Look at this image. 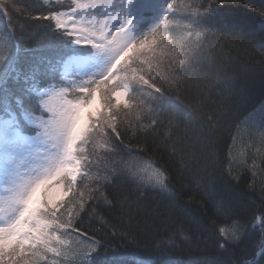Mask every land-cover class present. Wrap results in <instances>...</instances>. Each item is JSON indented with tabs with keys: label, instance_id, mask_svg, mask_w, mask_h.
Masks as SVG:
<instances>
[{
	"label": "trees",
	"instance_id": "obj_1",
	"mask_svg": "<svg viewBox=\"0 0 264 264\" xmlns=\"http://www.w3.org/2000/svg\"><path fill=\"white\" fill-rule=\"evenodd\" d=\"M146 1L127 28L131 40L142 39L167 15L172 30L160 35L175 41L189 32L192 39L199 34L197 46L188 43L193 50L185 52L186 62L176 70V88L170 94L147 97L138 85L128 89L125 99L131 107L124 109L122 101L116 116L119 156L109 157L113 145L99 137L95 145H81L82 155L93 163L82 166L75 187L84 195L85 210L94 206L93 211L81 212L82 221L77 217L71 226L56 230L60 250L72 251L71 240L79 249L74 257L48 253L37 264H87L83 249L90 247L89 239L102 245L93 264H244L264 245V132L244 133L252 119L246 121L247 114L258 106L254 116L264 113V0H171L175 10L168 9L170 0ZM157 1L160 16L153 22ZM77 5L75 0H0V10L6 13L0 14V57L8 55L16 62L10 87L17 99H22L21 90H31L33 73L44 67L52 76L47 84L56 91L67 89L65 99L72 102L85 95L78 87L99 80L111 68L114 60L105 55L93 68L79 67L76 61L95 58L98 49L77 43V36H68L55 28L54 20L43 18L70 13ZM9 31L14 37L7 44ZM216 78L234 87L230 98L236 108L223 126L218 119L220 97L207 87ZM109 87L111 83L101 85V91ZM140 96L149 113L137 120ZM153 114L164 122L153 124L148 116ZM4 124L18 130L0 106V128ZM5 152L0 149V158ZM155 172L165 177L166 190L153 182ZM100 176L108 177L103 197L90 200L87 190L96 187ZM173 193H178V202ZM57 215L70 219L63 208ZM238 225L243 227L237 230ZM221 228L229 234H222Z\"/></svg>",
	"mask_w": 264,
	"mask_h": 264
},
{
	"label": "snow or ice",
	"instance_id": "obj_2",
	"mask_svg": "<svg viewBox=\"0 0 264 264\" xmlns=\"http://www.w3.org/2000/svg\"><path fill=\"white\" fill-rule=\"evenodd\" d=\"M100 3L92 0L87 5H77L70 13L54 12L43 18L54 20L56 29H62L65 34L71 36V32L76 30L74 27L76 21L73 19L75 13L94 8ZM167 7L169 10H175L171 0ZM0 14L6 15L2 10ZM63 16H67V20L61 19ZM114 19L115 17H108L106 21L111 22ZM69 23L73 25L72 29H69ZM97 23L100 24L98 29ZM90 28L98 31L99 36L95 31L86 30L75 41L90 43L100 50H110L114 54V62L102 78L78 87V91L85 95L76 102L65 99L67 89L56 91L53 85L47 84L52 76L46 67L41 68L38 73H33L31 90L27 92L21 90L22 99H17V91L10 87V82L16 77V62L10 61L8 55L0 57V106L4 114L18 125V130L14 131L11 141L5 142L0 139V149L6 148L10 154L27 149L36 161L35 168L38 172L27 179H13L8 208L0 207V212L13 214L9 222L0 224V264H37L38 261L45 260L48 253H53L57 257L61 255L59 248L61 242L56 236V230L71 226L77 217L82 221L80 213L86 211L84 195L77 192L75 185L82 166L90 167L93 162L82 155L81 145L89 141L95 145L96 138L99 137L105 144L113 145L109 157L119 156L120 150L117 148L116 139L121 133L118 131L116 116L122 101L124 109L131 107L125 99L128 89L138 85L147 97L157 93L170 94L176 88L178 79L176 70L186 62L182 59L185 52L190 54L193 50L187 48L188 43L191 41L195 47L199 41V34L197 39H192L191 32L181 35L175 41L160 35L164 31L172 30L167 15L147 35L135 41L128 36L127 25L116 29L114 35L111 31H106L108 28L106 22H91ZM13 37L14 33L11 31L5 33V42L8 44ZM7 51L10 54L11 48ZM35 80L40 81L39 85ZM109 83L111 87L102 92L101 85ZM121 86L124 90L117 91L116 89ZM207 87L209 92L215 90L220 97L218 119L223 126L236 108L230 98V89L234 91V87L230 81L220 78H216ZM146 105L148 104L145 99L140 96L137 103V120L141 119V114L149 113V107ZM258 109L260 106L249 112L246 121L252 118V122L264 132V113L254 116ZM148 116L153 124L164 122L157 115ZM173 121L174 116L167 120L169 124ZM24 122L32 127L27 128ZM123 125L124 121H121V126ZM127 131L128 129L124 128V134H127ZM28 132L34 134H26ZM81 179L83 180V177ZM104 182H108L107 176L97 177L96 187L87 190L88 199L99 201L103 197ZM153 182L160 189L166 190V179L162 173L155 172ZM206 191L212 196V190ZM69 193L72 195L69 196ZM172 196L178 202V193H173ZM64 197H69L67 202H63ZM73 206L75 211H72ZM93 207L90 206L86 214L91 213ZM62 208L70 213L68 221H63L57 215ZM240 227L243 226L238 225L237 230ZM220 232L228 235L229 229L221 228ZM235 235V231L231 232L233 238ZM87 243L90 247L83 249L84 258L87 264H93L94 253L102 245L91 239ZM223 246L222 244L221 247ZM260 255L262 257L260 261L253 259L244 264H264V245L261 247ZM233 264L241 262L234 261Z\"/></svg>",
	"mask_w": 264,
	"mask_h": 264
},
{
	"label": "rangeland",
	"instance_id": "obj_3",
	"mask_svg": "<svg viewBox=\"0 0 264 264\" xmlns=\"http://www.w3.org/2000/svg\"><path fill=\"white\" fill-rule=\"evenodd\" d=\"M79 5H87L92 2V0H75ZM102 2V3H100ZM97 4L94 8H90L83 11H78L75 13L73 19L76 21L74 27L75 31L71 34L80 37L85 33V31H95V29L90 28V23L94 21L106 22L108 23V28L106 31H111L113 35L115 30L121 26L130 25L134 20L136 12H141L146 4V0H97ZM153 17L152 21L155 22L160 16V4L157 1L152 8ZM108 17H115L111 22L106 21ZM61 19L67 20V16L61 17ZM130 21V23H129ZM69 29L73 28L71 23L68 24ZM100 27V24H96V29ZM95 34L99 36V32L95 31ZM110 38V37H109ZM86 42L80 43L83 44ZM98 49V48H97ZM102 55H105L110 61L114 60V54L110 50H100L98 49L96 57L90 58L89 61L78 60L76 63L79 67L83 65L93 68L99 63V59ZM55 102V101H54ZM14 129H12L8 124H4L0 128V139L5 142L11 141L13 139ZM245 134H256L260 133L259 127L256 123L252 122V119L244 127ZM5 153L0 158V207L7 209L8 201L11 197L12 180L13 179H27L29 176H35L38 174L35 168V159L29 154L27 149H23L19 152L8 153L5 148ZM13 217V214H8L7 212H0V224H5ZM72 243V251H62V257H73L76 255L79 249L78 243L75 241H69ZM81 245V244H80ZM60 258V256H59ZM168 264H184L180 260L169 261Z\"/></svg>",
	"mask_w": 264,
	"mask_h": 264
},
{
	"label": "water",
	"instance_id": "obj_4",
	"mask_svg": "<svg viewBox=\"0 0 264 264\" xmlns=\"http://www.w3.org/2000/svg\"><path fill=\"white\" fill-rule=\"evenodd\" d=\"M260 253H261V248L258 250L255 260H258V258L260 257Z\"/></svg>",
	"mask_w": 264,
	"mask_h": 264
}]
</instances>
